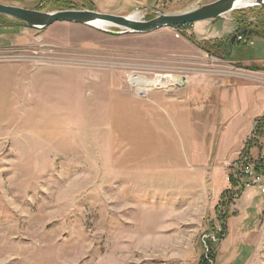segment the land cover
Listing matches in <instances>:
<instances>
[{
	"label": "rangeland",
	"instance_id": "rangeland-1",
	"mask_svg": "<svg viewBox=\"0 0 264 264\" xmlns=\"http://www.w3.org/2000/svg\"><path fill=\"white\" fill-rule=\"evenodd\" d=\"M213 1L0 3L42 12L136 11L149 20ZM1 16L0 264H198L209 247L215 264H264V195L246 178L227 208L226 234L216 238L220 195L231 188L229 175L238 177L240 154L213 182L211 168L193 167L173 143L169 121L159 133L143 113L148 95H169L178 76L225 72L227 60L195 50L191 25L138 34L68 22L34 29ZM220 18L262 30L264 12L252 6ZM261 39L247 50L263 45L264 54ZM132 74L173 80L146 86L143 95L129 83ZM257 137H249L254 157L264 145Z\"/></svg>",
	"mask_w": 264,
	"mask_h": 264
},
{
	"label": "crops",
	"instance_id": "crops-1",
	"mask_svg": "<svg viewBox=\"0 0 264 264\" xmlns=\"http://www.w3.org/2000/svg\"><path fill=\"white\" fill-rule=\"evenodd\" d=\"M214 20L192 24L189 36L195 41L190 40L195 50H200L198 43L227 41L237 32L235 21ZM250 40L252 44H233L227 67L223 66L225 72L196 71L180 75L173 80L174 87L169 95L160 91L150 93L147 100L151 105L148 109L143 107L149 127H156L161 133L168 121L173 125V143L182 146L193 167L211 168L213 182L219 179L224 165L237 158L255 124L264 117L263 45L253 51L247 50V45L255 46L256 38ZM146 111L150 112L151 120ZM257 138L262 139L261 136ZM207 144L209 157L206 156ZM260 151L264 154V145ZM251 156L255 155L251 152Z\"/></svg>",
	"mask_w": 264,
	"mask_h": 264
},
{
	"label": "water",
	"instance_id": "water-1",
	"mask_svg": "<svg viewBox=\"0 0 264 264\" xmlns=\"http://www.w3.org/2000/svg\"><path fill=\"white\" fill-rule=\"evenodd\" d=\"M239 2H244L246 4L244 6H238L237 4ZM252 6L264 8V0H215L200 7L179 13H160L149 20H141L140 18L136 20L132 19L130 15L134 12L126 16L100 13L89 9H67L42 12L35 9H27L1 3L0 15L17 20L25 26L34 29H45L55 22L95 26L92 22L101 21L105 26H113L121 29L122 31H120V33L145 34L163 27H176L204 20L217 19L236 9ZM246 33L247 29H242L229 37L226 41L222 59L227 60L229 58L232 46L236 42L237 37Z\"/></svg>",
	"mask_w": 264,
	"mask_h": 264
},
{
	"label": "trees",
	"instance_id": "trees-1",
	"mask_svg": "<svg viewBox=\"0 0 264 264\" xmlns=\"http://www.w3.org/2000/svg\"><path fill=\"white\" fill-rule=\"evenodd\" d=\"M259 8H260V11L264 12L263 7H259ZM0 17H3V16L0 15ZM235 22L238 25L237 31L242 30V29H247V33L242 35L244 40H246V42L249 41L251 38H256V37L264 38V28H263L264 23L260 25L262 30H259L258 24H256V26H253L252 23H246V22H243L242 20L240 21L236 20ZM19 24L25 26L22 23H19ZM185 27L186 25L176 26L175 28H178L180 30ZM188 38L192 42H195L191 36L188 35ZM197 45L199 48L205 51L206 54H210V55L212 54L218 57H222V55L224 54L225 47H226V41L216 40L213 42L198 43ZM258 121L259 122L257 126H255L253 133L255 131L257 132L258 136H262V138H264V117L260 118ZM254 143L255 141L252 143L250 139L246 140L245 146L240 152V156H239V159H237V161L239 162L242 161L241 157L251 158V155L249 154V150L252 147V144ZM238 178L240 177L238 176L237 178H233L232 175H229V184L231 188L237 187L238 188L237 191L234 192L232 191L231 188H226L220 195V202H219V206L217 207V217L221 223V226L219 228V233L216 237L218 239L223 238L226 234V221L228 218L227 208L233 203L234 198L238 197L241 194V192L244 190V185L241 183L240 181L241 179H238ZM215 260H216L215 250L212 247H209L207 248V251L201 255L198 264H215Z\"/></svg>",
	"mask_w": 264,
	"mask_h": 264
},
{
	"label": "built area",
	"instance_id": "built-area-1",
	"mask_svg": "<svg viewBox=\"0 0 264 264\" xmlns=\"http://www.w3.org/2000/svg\"><path fill=\"white\" fill-rule=\"evenodd\" d=\"M191 25L192 24H185ZM184 26V25H181ZM236 41L238 42H243L245 41L243 36L240 35L237 37ZM248 44H252V41H247ZM134 87V86H133ZM135 88V87H134ZM137 93H142L138 92L137 89L135 88ZM147 93V92H146ZM145 93V94H146ZM143 94V93H142ZM143 94V95H145ZM253 133V132H252ZM236 167L235 170L233 171V175H238L241 179L246 178L247 182H245L246 186H257L259 188L260 192L264 195V187L261 186V182L264 180V154H259L256 157L251 158H245L239 163L235 164ZM244 185V186H245Z\"/></svg>",
	"mask_w": 264,
	"mask_h": 264
},
{
	"label": "bare ground",
	"instance_id": "bare-ground-1",
	"mask_svg": "<svg viewBox=\"0 0 264 264\" xmlns=\"http://www.w3.org/2000/svg\"><path fill=\"white\" fill-rule=\"evenodd\" d=\"M246 3L244 2H239L237 5L238 6H244ZM130 17L132 19H139V14L137 12H134L133 14L130 15ZM93 25L95 26H98V27H105V24L101 21H95V22H92ZM167 75H156L153 79H148V78H145V77H142V76H136L134 74L130 75L128 77V80H129V83L134 86L138 92H142L143 94H145L149 89H146V86H157V85H160V86H167L171 83V81L173 80L171 75L168 74V77ZM130 85V86H131ZM136 91V90H135Z\"/></svg>",
	"mask_w": 264,
	"mask_h": 264
}]
</instances>
